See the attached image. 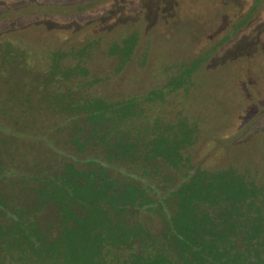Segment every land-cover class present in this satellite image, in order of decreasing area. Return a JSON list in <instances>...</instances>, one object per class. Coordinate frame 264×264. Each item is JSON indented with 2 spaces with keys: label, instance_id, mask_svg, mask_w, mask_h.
<instances>
[{
  "label": "trees",
  "instance_id": "1",
  "mask_svg": "<svg viewBox=\"0 0 264 264\" xmlns=\"http://www.w3.org/2000/svg\"><path fill=\"white\" fill-rule=\"evenodd\" d=\"M261 2L255 0L249 13ZM92 6L79 4L76 11ZM249 17L235 25V33ZM135 32L109 49L119 55L117 70L132 56L139 39ZM6 47L1 56L12 51L20 64L13 70L17 78L7 70L5 80H12L8 100L15 96V82L19 90L29 84L38 99L32 104L33 97H26L23 110L35 113L36 105L48 104L64 114L63 122L80 121L84 133L102 126L114 132L117 143L133 146L129 150L121 145L112 154L113 138L78 147L72 136L79 157L65 162L59 172L23 170L19 181L28 189L18 195L19 204L4 192L7 180L14 183L11 170L0 166V264H264V181L256 178L255 169L232 164L209 170L193 163L186 149L196 142L198 126L185 116L172 124L157 117L134 129L126 127L127 120L141 112V99L163 98L169 89L184 86L206 57L193 59L191 73L178 74L177 83L169 81L142 97L109 99L78 94L66 84L87 73L83 55L90 45L49 51L46 68L35 67V56H24L20 46ZM67 57L74 61L67 63ZM26 75L28 81L22 83ZM5 104L19 109L22 101L17 97ZM167 129L174 135L163 136L160 145V134ZM142 133L146 138L139 145ZM171 140L174 147L169 149ZM162 166L179 177L162 173ZM154 217L162 223L159 231L152 228Z\"/></svg>",
  "mask_w": 264,
  "mask_h": 264
},
{
  "label": "rangeland",
  "instance_id": "2",
  "mask_svg": "<svg viewBox=\"0 0 264 264\" xmlns=\"http://www.w3.org/2000/svg\"><path fill=\"white\" fill-rule=\"evenodd\" d=\"M88 2L94 6L76 11L77 5ZM254 2L0 0V166L11 170L14 182L7 180L4 192L19 204L18 195L28 189L19 181L23 170L59 172L64 170L65 162L75 161L79 156L75 155L72 136L78 147L100 145L113 138L116 144L109 145L112 154H117L121 145L129 150L133 146L117 143L114 132L102 126L90 127L89 133H84L79 129L80 121L63 122L64 114L48 104L36 105L35 113L23 110L26 97H33L32 104L38 99L36 91L29 92V84L19 90L15 82L11 89L15 96L8 100L12 80H5L7 70L17 78L13 70L19 64L12 51L1 56L10 43L20 46L24 56L34 55L33 65L42 68L47 67L51 50H82L90 45L83 55L87 73L71 77L66 84L78 94L109 99L142 97L169 81L177 83V75L191 73L190 62L202 54L207 60L198 64L190 81L169 89L163 98L141 99V112L128 119L126 127L134 129L157 117L172 124L185 116L198 126L196 142L186 149L193 163L209 170L232 164L252 168L257 171L256 178L264 181V0L252 14L249 12ZM248 14L249 20L235 33V25ZM134 31L139 39L132 56L117 70L119 55L110 54L109 49ZM227 35L228 40L216 47ZM72 61L67 57V63ZM27 79L26 75L22 83ZM17 97L21 107L8 108L5 103ZM6 123L8 126L1 128ZM172 132L173 129L161 132L160 145L165 142L162 137L171 138ZM138 138L136 142L144 145L146 134ZM169 145V149L174 147L172 140ZM151 146L147 147L149 153H154ZM161 170L170 177H179L166 166ZM247 175L251 176V172L247 171ZM44 216L47 218L49 213ZM161 227L160 220L152 218V228L159 231Z\"/></svg>",
  "mask_w": 264,
  "mask_h": 264
}]
</instances>
